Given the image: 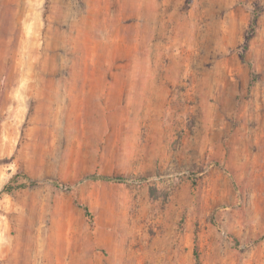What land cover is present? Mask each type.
<instances>
[{
  "label": "rangeland",
  "instance_id": "rangeland-1",
  "mask_svg": "<svg viewBox=\"0 0 264 264\" xmlns=\"http://www.w3.org/2000/svg\"><path fill=\"white\" fill-rule=\"evenodd\" d=\"M0 264H264V0H0Z\"/></svg>",
  "mask_w": 264,
  "mask_h": 264
},
{
  "label": "bare ground",
  "instance_id": "bare-ground-1",
  "mask_svg": "<svg viewBox=\"0 0 264 264\" xmlns=\"http://www.w3.org/2000/svg\"><path fill=\"white\" fill-rule=\"evenodd\" d=\"M26 43H24V44H22V48L23 47H26ZM173 57L174 58H176V57H178V55H173ZM184 78L185 79H189L190 78V74L189 73H186L185 75H184ZM150 84H155V85H157L158 83H166V80H165V77H161V78H159V81H155V80H152L151 82H149ZM118 84L120 85V86H122V87H129V88H132L134 85H135V82L132 80V79H130V77H128V78H126L125 76H120V77H118ZM51 100H54V101H58L59 99H60V97L58 96V95H56V96H50L49 97Z\"/></svg>",
  "mask_w": 264,
  "mask_h": 264
},
{
  "label": "trees",
  "instance_id": "trees-1",
  "mask_svg": "<svg viewBox=\"0 0 264 264\" xmlns=\"http://www.w3.org/2000/svg\"><path fill=\"white\" fill-rule=\"evenodd\" d=\"M249 87H251V84H250ZM103 178L109 180V179H111L112 177H110V176H104ZM113 178H115V177H113ZM33 184H35V182H33ZM83 208L85 209V211H86L87 213L89 212V209H88L87 206L83 205ZM195 256H196V258H197V261H199V254H198L197 252H195Z\"/></svg>",
  "mask_w": 264,
  "mask_h": 264
}]
</instances>
